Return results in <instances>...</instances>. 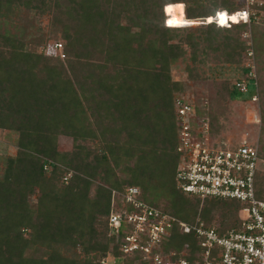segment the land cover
Returning a JSON list of instances; mask_svg holds the SVG:
<instances>
[{
  "label": "trees",
  "instance_id": "trees-1",
  "mask_svg": "<svg viewBox=\"0 0 264 264\" xmlns=\"http://www.w3.org/2000/svg\"><path fill=\"white\" fill-rule=\"evenodd\" d=\"M178 3L186 19L211 20L167 24L164 8ZM155 5L163 6L161 24L154 23ZM241 8L235 0H0V129L16 134L15 153L5 157L0 175V264H99L98 255L109 253L115 264H132L114 238L123 239L122 228L114 233L107 224L111 193L123 194L122 186L157 208L154 202L164 199L160 210L183 221L198 214L207 225L217 221L219 232L236 226L235 201L209 198L199 208L197 198L177 188L173 103L183 85L170 67L188 60L186 79L209 84L197 65L210 54L239 65L250 79L242 52L264 51L256 14L248 15L250 46L240 38L245 23L216 22L219 12ZM21 13L24 21L15 23ZM42 15L46 27L34 26ZM58 39L62 56L45 54L42 46ZM255 72L261 99L264 78ZM215 89L221 101L241 98L231 81ZM60 135L71 139L65 165L56 161ZM261 173L254 188L264 200ZM161 246L184 250L186 258L196 249L194 237L176 229Z\"/></svg>",
  "mask_w": 264,
  "mask_h": 264
},
{
  "label": "built area",
  "instance_id": "built-area-1",
  "mask_svg": "<svg viewBox=\"0 0 264 264\" xmlns=\"http://www.w3.org/2000/svg\"><path fill=\"white\" fill-rule=\"evenodd\" d=\"M234 13L238 21H248L245 9ZM245 53L250 57H245L244 64L250 79L236 80L233 87L240 94L249 91L251 86L253 99H256L252 51ZM201 106L206 107V104ZM173 111L177 133L178 160L174 174L177 188L197 198L199 208L209 198L235 201L237 224L219 232L217 221L207 225L198 214L193 221H183L142 201L138 195H133L136 188L130 187L122 194L126 211L109 213L107 223L114 232L121 226H129L123 236L127 243L123 252L150 253V256H142L148 257L149 264H264V200L256 198L254 188L255 174L264 167L258 143L246 132L236 145L227 147L213 143L208 119L205 115L195 119L194 104L179 98L173 104ZM193 121L196 127L192 126ZM172 229L194 237L196 249L190 258L185 257L184 250L169 249L161 256L153 250L170 236Z\"/></svg>",
  "mask_w": 264,
  "mask_h": 264
},
{
  "label": "rangeland",
  "instance_id": "rangeland-1",
  "mask_svg": "<svg viewBox=\"0 0 264 264\" xmlns=\"http://www.w3.org/2000/svg\"><path fill=\"white\" fill-rule=\"evenodd\" d=\"M242 3V8L245 9L248 14H256V24L258 30L264 28V0H235ZM162 6V5H161ZM173 7L175 9H168L169 7ZM258 6H261L258 8ZM163 7V6H162ZM162 7L157 5L154 6V23L161 24L162 20ZM167 9L177 13L179 15H183V4L178 3L176 5H168L164 8L165 13L167 14ZM22 13L16 17L14 22L24 21ZM168 19H169V15ZM167 19V24H168ZM34 26L39 25L40 27L44 28L47 25V16L42 15V17H35L34 18ZM163 21V20H162ZM198 21V22H197ZM208 20L202 21V19H196V23L190 25H180L182 26H195L196 24H200L203 22H207ZM237 20H233L235 22ZM236 23H243L242 21H237ZM170 25V24H169ZM33 31V29L31 30ZM251 28L248 24V21L245 23V30L240 34V38L244 40L245 45L250 46V38L252 40ZM173 40H177L174 37ZM57 43L51 46V42H47L42 46L43 52L48 55L57 54L60 57L61 48L62 46L59 45L61 41L59 39L56 41ZM186 50L188 48L184 46ZM249 49H246L241 54V63L244 65L246 63V58H250L246 56V53ZM259 53L255 54L252 52V60L253 64L251 67L252 72L255 74V78H257L256 69H259V77L264 78V74L261 71V62L264 63V51L261 52V49L258 51ZM256 55V57H255ZM246 57V58H245ZM255 58L257 59L254 62ZM200 60H202L197 65V70L202 75V77L207 78V80L203 84L194 85L191 81L186 79V74L184 72L185 64L188 63V60H178L174 62L170 67V74L173 80L180 81L183 85V91H181L175 98L180 97L184 101L188 102L189 104H194L195 106V119L199 120L201 116H206L208 120H210L208 111L212 112L213 119V130L214 134L210 135V141L213 143L225 145L230 147L232 145H236L239 142L240 137L246 132L250 138L258 143V147L264 156V92L262 94L261 99L259 95L256 99H253V92L252 87L249 86V91L245 93H237L241 98L236 99H229L227 101H221L217 96L214 94L215 86H219L220 82L228 81V82H235L236 80H243L242 79V71L239 65L229 64L226 62H222L218 59H215L213 55H208L205 59L200 55ZM206 97V101L209 102L208 104L202 103L201 98ZM174 104V103H173ZM201 104H206V107H202ZM204 106V105H203ZM258 123H255L256 121ZM192 126L196 127V121H193ZM15 141H16V134L10 130L0 129V175L2 173L4 164H5V157L12 156L15 153ZM71 151V139L66 136H58L57 137V157L56 161L62 165L66 164V161L70 155ZM263 169L261 173V181L262 186H264V167H260ZM116 176L119 178H123L124 174L116 171ZM123 189L122 193H126L124 190H127L126 186H122ZM126 188V189H125ZM92 189V188H91ZM134 189V188H133ZM264 195V191L262 192ZM139 190L134 189L133 195L139 196ZM124 195V194H123ZM35 193H33L30 197L33 199ZM140 197V196H139ZM142 200V199H141ZM33 202V201H32ZM154 204L159 205V209L162 207H166V201L164 199H159L158 201L154 202ZM151 205V204H150ZM125 201L123 200L122 194L119 192L113 191L111 193L110 199V213H116L117 211H126ZM195 217V216H194ZM193 221V220H192ZM123 233L129 231V226H121ZM115 233V232H114ZM113 233V234H114ZM110 234V233H109ZM114 238L118 239L116 245L118 246V251L122 257L131 258L133 259L132 264H149L148 257H142L144 255L150 256L148 254H142L141 251L133 250V251H124L123 249L127 247V243L121 238H117L114 234ZM110 246H112L110 244ZM153 250L157 253L158 256L165 255L167 251L162 249L161 244L155 246ZM79 252V249L75 250ZM109 254L98 255L97 259H99V264H115L117 263L115 259L110 257ZM120 261V259H118ZM115 262V263H114Z\"/></svg>",
  "mask_w": 264,
  "mask_h": 264
},
{
  "label": "bare ground",
  "instance_id": "bare-ground-1",
  "mask_svg": "<svg viewBox=\"0 0 264 264\" xmlns=\"http://www.w3.org/2000/svg\"><path fill=\"white\" fill-rule=\"evenodd\" d=\"M168 9H175L172 6L169 7ZM169 19H168V24L174 25V26H180V25H187V24H194L196 23V20H189L184 17V15H179L177 13H174L173 11L168 10ZM211 18H208V21H210ZM230 20H239L238 16L235 15H229L225 11L219 12L216 15V22L218 25H222L225 22L228 23ZM198 22V21H197Z\"/></svg>",
  "mask_w": 264,
  "mask_h": 264
},
{
  "label": "clouds",
  "instance_id": "clouds-1",
  "mask_svg": "<svg viewBox=\"0 0 264 264\" xmlns=\"http://www.w3.org/2000/svg\"><path fill=\"white\" fill-rule=\"evenodd\" d=\"M216 14H217V13H216ZM236 22H237V21H235V22L231 21V22H228V23H236ZM238 22H239V21H238ZM225 23H226V22H225ZM228 23H227V24H228ZM227 24H226V25H227Z\"/></svg>",
  "mask_w": 264,
  "mask_h": 264
},
{
  "label": "crops",
  "instance_id": "crops-1",
  "mask_svg": "<svg viewBox=\"0 0 264 264\" xmlns=\"http://www.w3.org/2000/svg\"><path fill=\"white\" fill-rule=\"evenodd\" d=\"M264 157V156H263ZM261 171H263V169L261 168Z\"/></svg>",
  "mask_w": 264,
  "mask_h": 264
}]
</instances>
